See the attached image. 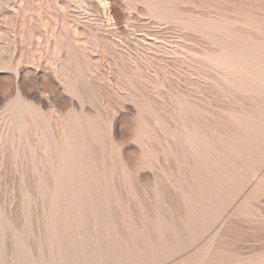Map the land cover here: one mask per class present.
<instances>
[{
	"label": "rangeland",
	"instance_id": "1",
	"mask_svg": "<svg viewBox=\"0 0 264 264\" xmlns=\"http://www.w3.org/2000/svg\"><path fill=\"white\" fill-rule=\"evenodd\" d=\"M0 264H264V0H0Z\"/></svg>",
	"mask_w": 264,
	"mask_h": 264
}]
</instances>
